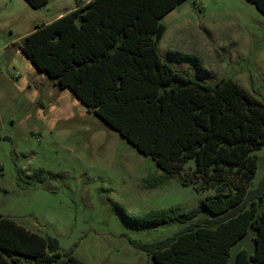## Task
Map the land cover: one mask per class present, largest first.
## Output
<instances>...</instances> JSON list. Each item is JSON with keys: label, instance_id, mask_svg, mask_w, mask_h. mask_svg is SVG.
Listing matches in <instances>:
<instances>
[{"label": "rangeland", "instance_id": "1", "mask_svg": "<svg viewBox=\"0 0 264 264\" xmlns=\"http://www.w3.org/2000/svg\"><path fill=\"white\" fill-rule=\"evenodd\" d=\"M87 1L49 0L35 8L26 0H0V213L57 238L62 253L87 264H152L140 245L210 217L203 201L213 190L184 184L179 175L157 181L164 172L150 155L84 110L69 89L53 90L46 74L31 72L19 48L38 25ZM161 21L164 61L204 84L231 78L264 102V15L255 4L185 0ZM254 153L258 167L251 188L264 177V146ZM171 206L197 215L140 226L123 214ZM254 234L236 244L233 254L241 245L252 253Z\"/></svg>", "mask_w": 264, "mask_h": 264}, {"label": "trees", "instance_id": "2", "mask_svg": "<svg viewBox=\"0 0 264 264\" xmlns=\"http://www.w3.org/2000/svg\"><path fill=\"white\" fill-rule=\"evenodd\" d=\"M40 8L49 0H26ZM185 0H89L19 43L37 71L150 155L164 175L212 189L211 213L173 236L140 246L152 264H264V177L251 183L264 146V102L231 78L204 84L164 61L162 17ZM264 15V0H249ZM36 85L41 84L36 80ZM42 172V171H40ZM140 226L187 221L179 206L128 214ZM254 230V251L241 244ZM87 264L0 213V264Z\"/></svg>", "mask_w": 264, "mask_h": 264}, {"label": "crops", "instance_id": "3", "mask_svg": "<svg viewBox=\"0 0 264 264\" xmlns=\"http://www.w3.org/2000/svg\"><path fill=\"white\" fill-rule=\"evenodd\" d=\"M89 1V0H88ZM87 1V2H88ZM82 5V4H81ZM62 14H60L59 16H61ZM25 55V54H24ZM26 56V55H25ZM27 57V56H26ZM31 62V61H30ZM32 65V66H31ZM31 65H30V67H31V72L32 71H34V70H37L35 67H34V65L31 63ZM44 81H46L45 79H44ZM25 83H28L29 82V79L27 78L25 81H24ZM42 82V81H41ZM52 87H54L53 88V90H56V88H55V86L53 85ZM67 89H63V91H66ZM34 94H35V96H38V94H39V92H37V90H35L34 91ZM75 102L76 103H78V104H80V105H82V107H83V109L84 110H87V107L78 99V98H76V100H75ZM52 109H55V105H53V107H52Z\"/></svg>", "mask_w": 264, "mask_h": 264}]
</instances>
